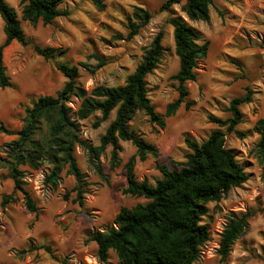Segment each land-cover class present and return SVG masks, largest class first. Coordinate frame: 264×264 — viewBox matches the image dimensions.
<instances>
[{
	"label": "clouds",
	"instance_id": "9594fccd",
	"mask_svg": "<svg viewBox=\"0 0 264 264\" xmlns=\"http://www.w3.org/2000/svg\"><path fill=\"white\" fill-rule=\"evenodd\" d=\"M0 264H264V0H0Z\"/></svg>",
	"mask_w": 264,
	"mask_h": 264
}]
</instances>
